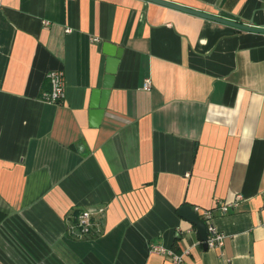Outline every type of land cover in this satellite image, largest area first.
<instances>
[{
    "label": "crops",
    "instance_id": "crops-1",
    "mask_svg": "<svg viewBox=\"0 0 264 264\" xmlns=\"http://www.w3.org/2000/svg\"><path fill=\"white\" fill-rule=\"evenodd\" d=\"M167 1L264 28V0ZM105 42L124 52L95 126ZM184 204L212 210L220 248ZM86 209L99 233L82 238ZM150 243L264 264V34L145 0H0V264H172Z\"/></svg>",
    "mask_w": 264,
    "mask_h": 264
},
{
    "label": "water",
    "instance_id": "water-1",
    "mask_svg": "<svg viewBox=\"0 0 264 264\" xmlns=\"http://www.w3.org/2000/svg\"><path fill=\"white\" fill-rule=\"evenodd\" d=\"M154 3H158L167 7H171L186 13H190L205 19L217 21L231 27H234L239 30L255 32L264 34L263 27H255L252 25H247L240 23L239 21L222 17L217 14L201 11L198 9H194L179 3H174L167 0H145ZM123 48L116 44H112L110 42H105L103 45V53L106 55V74L103 77V82L100 89H97L92 92L93 97L90 102V117L92 118V125L99 124L102 119L105 108L107 105L108 97L113 85L114 78L118 72L120 62L123 56ZM178 214L190 222L196 229V233L201 241L205 240L207 235L206 224L202 219L199 218L198 213L193 211L190 205L184 204L181 205L178 210ZM204 248H207L206 243H202Z\"/></svg>",
    "mask_w": 264,
    "mask_h": 264
},
{
    "label": "built area",
    "instance_id": "built-area-1",
    "mask_svg": "<svg viewBox=\"0 0 264 264\" xmlns=\"http://www.w3.org/2000/svg\"><path fill=\"white\" fill-rule=\"evenodd\" d=\"M69 32V29L66 30ZM46 78L49 81V88L43 91L42 100L48 103H58L64 97L65 92V76L62 70H51L46 74ZM144 89L150 88V80L145 79L143 84ZM239 198V197H238ZM220 210L225 213L231 207L235 206L236 203H223L217 201ZM193 211L198 213L200 219L206 224L207 235L205 240L200 243H206L207 247L220 248L223 245L224 234L220 232L213 223V212L211 209L201 208L194 206ZM103 209L99 208L96 212L102 213ZM90 209L82 210L76 216L73 225L70 227V232H74L78 237H86L92 233H99V226L97 221L94 219V214ZM149 252L157 253L168 256L172 264H183V257L189 251L184 250L182 253H177L175 250L165 247L160 244L150 243Z\"/></svg>",
    "mask_w": 264,
    "mask_h": 264
}]
</instances>
